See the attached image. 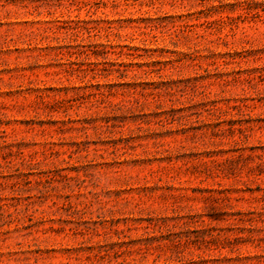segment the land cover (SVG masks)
<instances>
[{
	"label": "rangeland",
	"instance_id": "rangeland-1",
	"mask_svg": "<svg viewBox=\"0 0 264 264\" xmlns=\"http://www.w3.org/2000/svg\"><path fill=\"white\" fill-rule=\"evenodd\" d=\"M0 264H264V0H0Z\"/></svg>",
	"mask_w": 264,
	"mask_h": 264
}]
</instances>
